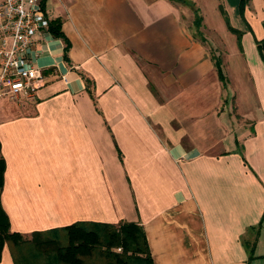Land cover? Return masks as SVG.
Returning a JSON list of instances; mask_svg holds the SVG:
<instances>
[{
	"label": "crops",
	"instance_id": "1",
	"mask_svg": "<svg viewBox=\"0 0 264 264\" xmlns=\"http://www.w3.org/2000/svg\"><path fill=\"white\" fill-rule=\"evenodd\" d=\"M189 1L44 0L41 83L0 95L11 230L134 220L154 264H264V0Z\"/></svg>",
	"mask_w": 264,
	"mask_h": 264
},
{
	"label": "trees",
	"instance_id": "2",
	"mask_svg": "<svg viewBox=\"0 0 264 264\" xmlns=\"http://www.w3.org/2000/svg\"><path fill=\"white\" fill-rule=\"evenodd\" d=\"M180 1L191 3L189 0ZM246 1L238 0L241 16L242 8ZM193 10L195 13L194 24L199 26V15L195 7H193ZM262 25L264 28V19ZM228 27L236 33L239 41L241 30L231 26ZM50 29L54 34L62 35L58 20L55 19L50 22ZM197 33L200 38H203L199 31ZM255 43L260 55L263 54L264 36L256 39ZM68 45V40H66V57ZM213 58L218 70V77L224 84V75L220 69L219 58L217 56H213ZM84 79L89 85V78L84 76ZM4 169L5 161L0 152V191L3 185ZM263 216L264 208L257 225L260 224ZM28 236L10 229L8 215L0 202V259L3 246L7 244L19 249L27 245L33 247L28 252L29 260L22 255L26 264H35L34 260H36L40 251H46L50 255L49 258L45 259L44 264H87L88 257L92 256L93 253H96L97 258L101 259L93 264H154L145 230L140 223L134 220H119L117 222L76 220L43 230H33ZM60 236L63 237L64 242L60 241L62 239ZM117 247H120V250H117ZM9 248L15 264H19L16 253L11 247ZM251 257L252 254L249 251L247 259ZM245 264H247V261Z\"/></svg>",
	"mask_w": 264,
	"mask_h": 264
},
{
	"label": "built area",
	"instance_id": "3",
	"mask_svg": "<svg viewBox=\"0 0 264 264\" xmlns=\"http://www.w3.org/2000/svg\"><path fill=\"white\" fill-rule=\"evenodd\" d=\"M48 30L44 0H0V95L34 97L42 78L35 44Z\"/></svg>",
	"mask_w": 264,
	"mask_h": 264
},
{
	"label": "rangeland",
	"instance_id": "4",
	"mask_svg": "<svg viewBox=\"0 0 264 264\" xmlns=\"http://www.w3.org/2000/svg\"><path fill=\"white\" fill-rule=\"evenodd\" d=\"M194 17H195V15H194ZM193 17V18H194ZM192 18V19H193ZM196 30L197 31H199V28H197L196 27ZM201 32H203L202 30H201ZM201 32L199 31V33L201 34ZM10 98L8 99L9 101H12V102H14V100L16 101V102H20V99H16V98H14V97H11V96H9ZM28 236V235H27ZM29 237V236H28ZM62 239H60V241L61 242H64V239H63V237L62 236H60ZM9 247H11V249L16 253V256H17V259H18V262H19V264H26V262H25V260H23V257H22V255H24V256H26V258L29 260L30 259V256H29V250H30V248H33V247H31V246H29V245H27V246H23V247H21L22 249H19V248H15L14 246H10L9 245ZM117 250H120V249H118V248H116ZM21 253H23V254H21ZM47 255V256H46ZM50 257V255H49V253H47L46 251H40V253H38V257L36 258V260H34V263L35 264H44V262H45V259L46 258H49ZM97 260H101L100 258H97V256H96V253H93V255L92 256H89L88 257V259H87V261H86V263L87 264H93V263H95ZM33 261V260H32Z\"/></svg>",
	"mask_w": 264,
	"mask_h": 264
}]
</instances>
